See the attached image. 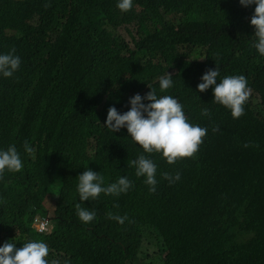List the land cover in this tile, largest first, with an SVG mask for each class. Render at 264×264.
Wrapping results in <instances>:
<instances>
[{
    "label": "trees",
    "instance_id": "trees-1",
    "mask_svg": "<svg viewBox=\"0 0 264 264\" xmlns=\"http://www.w3.org/2000/svg\"><path fill=\"white\" fill-rule=\"evenodd\" d=\"M118 2L0 0V54L14 48L21 60L12 77L0 74V151L15 146L23 164L0 178V246L42 241L49 264H264V56L252 46L255 5L133 0L122 12ZM27 13L44 17L36 38ZM137 41L145 42L136 52ZM217 66V83L243 75L251 90L238 119L212 102V87L197 89ZM168 73L165 94L190 124L208 129L193 157L171 165L126 128L104 125L110 107L127 112L131 92ZM141 154L157 166L155 193L128 166ZM87 169L103 186L121 176L133 186L81 202L78 176ZM78 203L96 213L92 222L79 220ZM108 213L128 219L121 225ZM39 217L50 219L48 231L36 227ZM147 240L157 245L153 256Z\"/></svg>",
    "mask_w": 264,
    "mask_h": 264
},
{
    "label": "clouds",
    "instance_id": "clouds-1",
    "mask_svg": "<svg viewBox=\"0 0 264 264\" xmlns=\"http://www.w3.org/2000/svg\"><path fill=\"white\" fill-rule=\"evenodd\" d=\"M239 3L244 7L255 5L250 21L255 30L252 36L255 42L252 46L261 56H264V0H239ZM50 6V3L44 5L45 8ZM117 7L122 12H127L132 9L133 0H119ZM26 19L32 26L35 38L38 33L46 31L44 17L27 13ZM143 42L145 41L133 42L131 50L137 52L138 46ZM14 53L15 49L13 48L7 54H0V74L5 78L12 77L20 67L21 60ZM143 61L148 65L149 59ZM155 67L158 68V66ZM219 74L218 66L215 70H207L201 77L202 82L197 85V89L199 92H205L212 87L214 95L212 102L226 107L231 111L232 117L238 119L244 115V105L251 92L247 86V80L243 75H229L217 83ZM172 85V76L168 73L166 77L158 79L154 84L148 83L143 90L131 92L130 110L120 114L115 107H110L104 124L113 133L126 128L132 141L141 146L144 152L159 153L170 165L180 159L193 157L198 152L208 131L207 128L190 124L178 100L165 94V91ZM201 114L209 116L210 112L204 108ZM218 130L219 126L213 128V132ZM244 146L249 147L250 145L245 144ZM24 148L29 154L34 151L27 142H25ZM127 163L129 167L135 168V175L138 178L144 177V183L149 186V192L155 193L158 183L156 164L143 154ZM22 167L23 164L15 146H10L6 151H0V178H3L5 170L19 172ZM161 176L170 184L180 179L179 173L173 176L164 172L161 173ZM103 185L104 177L100 173L91 169L83 171L78 176L79 200L81 202L95 200L101 193L118 197L122 193L126 194L133 186L127 176H121L108 186ZM76 212L79 220L86 224L92 222L96 215L94 211L81 207L79 203L76 204ZM108 218L121 225L128 219L126 215L121 217L112 213H108ZM48 254L49 248L42 241L27 242L19 248L14 243L5 242L3 246H0V264H49L46 259ZM51 264H61V262L54 259ZM64 264H68V262L65 261Z\"/></svg>",
    "mask_w": 264,
    "mask_h": 264
},
{
    "label": "built area",
    "instance_id": "built-area-1",
    "mask_svg": "<svg viewBox=\"0 0 264 264\" xmlns=\"http://www.w3.org/2000/svg\"><path fill=\"white\" fill-rule=\"evenodd\" d=\"M49 223H50L49 218L40 217L36 221V226L41 232H43L49 228Z\"/></svg>",
    "mask_w": 264,
    "mask_h": 264
},
{
    "label": "rangeland",
    "instance_id": "rangeland-1",
    "mask_svg": "<svg viewBox=\"0 0 264 264\" xmlns=\"http://www.w3.org/2000/svg\"><path fill=\"white\" fill-rule=\"evenodd\" d=\"M129 41V40H128ZM156 246L157 245H155V244H150L149 242H148V240H147V243H146V246H144V250L148 253V254H150L151 256H153L154 254V252L156 251Z\"/></svg>",
    "mask_w": 264,
    "mask_h": 264
}]
</instances>
